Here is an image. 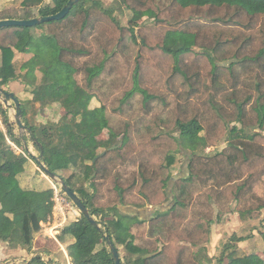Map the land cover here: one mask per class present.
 Masks as SVG:
<instances>
[{"label": "trees", "instance_id": "obj_1", "mask_svg": "<svg viewBox=\"0 0 264 264\" xmlns=\"http://www.w3.org/2000/svg\"><path fill=\"white\" fill-rule=\"evenodd\" d=\"M69 1L21 0L23 15L12 5L0 21L54 16ZM115 3L153 24L123 25L103 0H79L62 20L0 30L1 88L19 83L41 107L66 99L74 119L31 126L15 94L42 163L101 227L81 215L63 229L71 263L116 264L108 236L122 264H262L239 254L250 237L233 236L217 258L202 248L234 204L244 220L264 211V0ZM0 116V242L31 251L53 219L55 190L38 179L23 186L35 160L1 101ZM105 131L111 137L99 145ZM187 147L188 175L174 181ZM170 200L147 220L131 212Z\"/></svg>", "mask_w": 264, "mask_h": 264}, {"label": "rangeland", "instance_id": "obj_2", "mask_svg": "<svg viewBox=\"0 0 264 264\" xmlns=\"http://www.w3.org/2000/svg\"><path fill=\"white\" fill-rule=\"evenodd\" d=\"M104 3L107 6H113L118 10L117 15L120 18V21L123 25H128L129 22L135 21L139 25H144V24H153V17L149 13L145 14H133L125 9H122V13L119 11V6L118 4L115 3L116 0H103ZM46 4L52 3V0H45ZM119 3L122 5L123 0H119ZM11 5H18L17 8L20 10L22 9L21 6H19V0H15L11 3ZM0 5V10L3 9ZM21 15H23V10H21ZM23 56H19V64H21L22 61H24ZM9 93H14L18 95L20 100L24 102L25 108L28 112L27 116V121L31 126H38V127H43L46 129H52L55 124L59 123L60 121H65L69 123H74V119L72 116H69L67 114V104H66V99H63L60 103V105H51L48 107H41L40 104L37 103H29L28 101H31L33 99V96L25 90L19 83H16L14 85H11L8 87ZM1 101V99H0ZM2 102V101H1ZM12 105H14L13 102H11ZM100 107V103L96 100H94L91 104V108H97ZM9 110V116L11 119V122L15 124V132L18 135L19 138L22 139L25 148L29 149V153L34 155L35 157L39 158V152L36 150L32 143V136L28 134L27 131H20L18 128L16 121H15V115H16V110L15 109H8ZM0 128L4 129L1 121V116H0ZM111 137L110 133L105 131L99 138H98V144L101 145L103 141H106ZM227 146L226 141H223L220 146L217 149L210 148L207 150V152L211 151H216V150H222ZM13 147L16 149L18 153H22L23 151L18 149L13 145ZM190 147H187L184 152H181L178 154V162L176 166L174 167L173 173H174V180L176 178H181V177H186L188 175V170H187V165H188V153L187 149ZM104 152L103 149L99 151ZM29 169H28V176L25 177L24 182L22 183L23 186H26L27 188H31L33 186V183L35 182L36 179L39 181L43 180V183L47 184L48 188H52L55 191H62L61 186L58 185L57 183L53 182L51 179H49L44 172L42 171L41 167L34 161L30 160L29 161ZM135 168L130 167L129 169L124 170L121 169V171L124 173V175L128 176L130 175V172L133 171ZM70 174H67L66 176H69ZM94 175L92 176V178ZM169 196L172 198L171 194V187L168 189ZM173 202L171 200L165 204L161 208H153L151 206H148L146 208H134V210L139 211L137 214L139 218L141 219H149L152 215H154L158 211H165L168 210L172 206ZM58 206V205H57ZM68 205H64L61 207H58V211L55 209L54 210V216L53 219L45 223V231L49 230V236L52 237L53 234L55 235L56 227L59 226L61 220L67 218L66 211L68 210V207H65ZM236 204L232 206V213L223 216L221 222L216 223L213 228H212V240L211 243L206 245L202 251V255L205 256L207 255L210 258H217L220 256L223 247L225 244H227L230 239L233 236L237 237H250V239L246 242L243 243H237V246L239 247V254L240 255H250L254 254L252 256L253 261L255 263H262L264 264V211L261 213H257L254 215H251L248 217V219L244 220L240 217L239 213L236 211ZM76 207V206H75ZM123 209V208H121ZM125 211H128L127 209H123ZM77 214L73 215L72 213L68 215V220L67 223L64 227L68 226L70 223L78 220L81 217V212L76 208ZM129 212V211H128ZM52 231V232H50ZM54 231V232H53ZM61 231V230H60ZM62 233V232H61ZM58 235H56L57 237ZM44 240V239H43ZM42 239L38 241L37 244H40ZM47 241V240H46ZM52 242L49 241L45 242V245H51ZM70 241L66 242V245H69ZM54 248V247H53ZM199 251L200 249H196ZM0 260V264H23L25 263L26 260L29 259V257H25L24 254L20 255H15L13 257H8L7 260ZM43 259L46 261L50 259L48 255H44Z\"/></svg>", "mask_w": 264, "mask_h": 264}, {"label": "water", "instance_id": "obj_3", "mask_svg": "<svg viewBox=\"0 0 264 264\" xmlns=\"http://www.w3.org/2000/svg\"><path fill=\"white\" fill-rule=\"evenodd\" d=\"M79 0H70L68 5H66L58 14L50 17H38L30 20H4L0 21V30L6 27H26V28H34L36 26L42 25L44 23H48L51 21H59L64 19L72 10L74 5L78 3ZM0 99L4 106L8 109H15L16 115H15V121L20 129V131H27V128L23 125L22 122V111H21V104L19 99L15 96L14 93H9L5 90H3L0 86ZM11 102L14 103V105L11 104ZM116 147H112L109 150H114ZM29 151V149L27 148ZM106 154V152L99 155L95 160L94 163L100 158L103 157ZM35 162L41 167L44 174L51 179L53 182L57 183L61 186L62 192L70 199V201L76 206V208L81 212V214L87 218L90 223H92L94 226L98 227V229H101V227L98 225L97 221L91 216L89 210L85 206V204L82 202L80 197L66 184V182L61 178L60 176L52 173L50 170L46 168V166L42 163L41 158H37L34 155H32ZM178 179V178H176ZM175 179V180H176ZM174 180V181H175ZM131 212L139 214V211L131 210ZM105 240L110 248V251L112 252V255L114 257L116 264H122L121 256L119 251L117 250L116 246L114 245L113 241L110 239V237L105 236Z\"/></svg>", "mask_w": 264, "mask_h": 264}, {"label": "crops", "instance_id": "obj_4", "mask_svg": "<svg viewBox=\"0 0 264 264\" xmlns=\"http://www.w3.org/2000/svg\"><path fill=\"white\" fill-rule=\"evenodd\" d=\"M13 1L15 0H0V5L4 8H9V6H12L9 3ZM20 1L21 0H19V6L21 5ZM37 183L39 184L40 181H37ZM54 210H55V207H54ZM65 225L66 224L64 223L63 225L57 226L55 235L53 234V236L50 237L49 230L45 231L44 230L45 225L42 224L43 230L39 235L36 236L35 241H34V247L31 251L23 249L19 246H9L7 243L0 242V260H3L4 258H6L5 260H7L8 257H13L15 255L18 256L20 254H24L25 257H29V259L25 261L26 263V262L31 261L36 256L43 257L44 255H48L51 259V262H53L54 264H58V263L59 264H72L71 259L69 258V255H68V251H67L68 250V245H66L67 240L64 237H62V233H61L63 229L65 228L64 227ZM56 235L58 236L56 237ZM41 239L42 240L44 239V240L40 244H37L38 241ZM49 241L52 242L51 243L52 247H50V245H45V242L49 243Z\"/></svg>", "mask_w": 264, "mask_h": 264}, {"label": "built area", "instance_id": "obj_5", "mask_svg": "<svg viewBox=\"0 0 264 264\" xmlns=\"http://www.w3.org/2000/svg\"><path fill=\"white\" fill-rule=\"evenodd\" d=\"M54 201H55V209L57 211H58V207L68 205V206H65V207H68V210L66 211L67 218L65 217V219L61 220L59 225H63L64 223L66 224L68 220V215H70L71 213L73 215L77 214L75 205L70 201V199L62 191H55ZM55 229L57 230V227Z\"/></svg>", "mask_w": 264, "mask_h": 264}]
</instances>
